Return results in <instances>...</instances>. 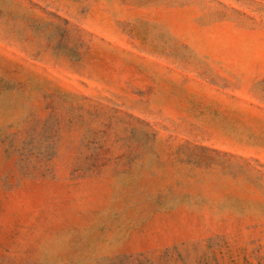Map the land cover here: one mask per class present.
Wrapping results in <instances>:
<instances>
[{
	"label": "rangeland",
	"instance_id": "rangeland-1",
	"mask_svg": "<svg viewBox=\"0 0 264 264\" xmlns=\"http://www.w3.org/2000/svg\"><path fill=\"white\" fill-rule=\"evenodd\" d=\"M0 264H264V0H0Z\"/></svg>",
	"mask_w": 264,
	"mask_h": 264
}]
</instances>
